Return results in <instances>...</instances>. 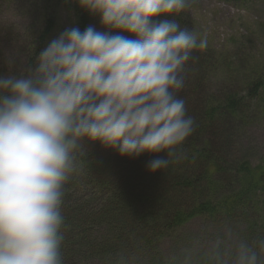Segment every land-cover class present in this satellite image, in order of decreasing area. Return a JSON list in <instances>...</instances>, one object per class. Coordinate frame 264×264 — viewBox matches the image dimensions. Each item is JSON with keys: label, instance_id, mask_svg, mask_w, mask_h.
Listing matches in <instances>:
<instances>
[{"label": "clouds", "instance_id": "1", "mask_svg": "<svg viewBox=\"0 0 264 264\" xmlns=\"http://www.w3.org/2000/svg\"><path fill=\"white\" fill-rule=\"evenodd\" d=\"M192 3L78 0L108 31L65 28L21 71L7 58L0 73V264H62L60 208L82 141L132 158L166 152L147 163L150 172L166 168L169 156L184 158L178 146L195 120L177 94L193 51L208 40L176 20L153 18ZM235 264H259L258 254L241 242Z\"/></svg>", "mask_w": 264, "mask_h": 264}, {"label": "trees", "instance_id": "2", "mask_svg": "<svg viewBox=\"0 0 264 264\" xmlns=\"http://www.w3.org/2000/svg\"><path fill=\"white\" fill-rule=\"evenodd\" d=\"M59 2L70 7L73 27L83 31L92 24V13L78 0ZM58 4V0L30 2L35 18L42 20L41 30L30 35L29 47L36 45L33 53L52 32L55 19L50 13ZM173 20L194 29L179 16ZM121 35L135 38L126 32ZM237 43L228 44L232 54L212 51L204 58L199 53L205 52L194 50L189 66L185 65L184 87L177 95L185 101L186 114L194 118L195 130L178 146L184 158L169 156L166 168L150 172L147 163L167 158L166 152L132 158L99 142L82 141L83 152L64 185L60 208L62 264H182L185 256L190 258L188 264H235L241 242L251 245L259 264H264V247L259 243L264 240V156L253 162L248 148H234L232 143L264 116V56L254 59L243 46L236 52ZM216 70L228 82L224 89L205 83ZM194 219L232 237L234 251L226 256L223 243H218L213 251L167 257L165 242L179 236Z\"/></svg>", "mask_w": 264, "mask_h": 264}, {"label": "rangeland", "instance_id": "3", "mask_svg": "<svg viewBox=\"0 0 264 264\" xmlns=\"http://www.w3.org/2000/svg\"><path fill=\"white\" fill-rule=\"evenodd\" d=\"M31 1H0V73L8 70L6 60L9 56L15 59L13 71L23 70L35 61V57L52 39L56 38L65 28L73 27L74 16L70 7L58 0L59 4L54 6L50 13L55 19L54 28L45 42L40 45L41 47L39 46V50L33 53L32 50L36 45L34 43L29 47L30 35L32 31L36 34L38 30H41L42 20L35 18V11L30 7ZM175 16H179V20L185 21L186 24H192L193 30L200 37H207V48L198 50L205 52L199 53L202 57L203 54L212 53V51L232 54L233 49L228 48V44L236 41H238L234 48L236 52L243 46L254 59L264 56V0H193L190 8L185 12L177 15H161L158 18L173 20ZM91 26L97 31H108L100 24L99 16L95 14H92ZM121 33L113 31L110 34L121 35ZM238 56L247 60L243 54H238ZM212 57L206 56L213 63L218 61L217 58ZM189 62L190 60L187 62L188 66ZM188 74L191 75V73ZM205 83L214 89L218 87L224 89L228 84V82L224 83L223 73L219 70L212 71ZM236 85L241 90V84ZM232 143L234 148H248L253 162L263 157L264 116L248 126L243 136L237 137ZM218 243H223L225 249L222 252L226 256L236 247L232 237L226 233L221 234L217 227L203 223L201 219H194L181 230L179 236L165 242L164 252L167 257L174 258L181 252L198 254L213 251Z\"/></svg>", "mask_w": 264, "mask_h": 264}, {"label": "bare ground", "instance_id": "4", "mask_svg": "<svg viewBox=\"0 0 264 264\" xmlns=\"http://www.w3.org/2000/svg\"><path fill=\"white\" fill-rule=\"evenodd\" d=\"M41 47V46H40ZM256 92V91H255ZM229 97V96H228ZM231 100V99H230ZM250 101V100H249ZM233 102V101H232ZM245 104V103H244ZM247 108V107H246ZM227 109V108H226ZM244 109V108H243ZM233 115V114H232ZM244 120V119H243ZM123 163V162H122ZM143 166V165H142ZM215 202V201H214ZM219 210V209H218ZM221 211V210H220ZM211 214V213H210Z\"/></svg>", "mask_w": 264, "mask_h": 264}]
</instances>
